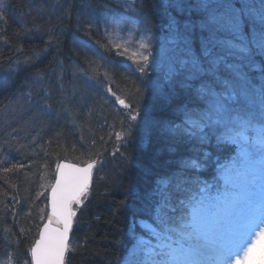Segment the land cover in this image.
<instances>
[{
    "label": "trees",
    "instance_id": "16d2710c",
    "mask_svg": "<svg viewBox=\"0 0 264 264\" xmlns=\"http://www.w3.org/2000/svg\"><path fill=\"white\" fill-rule=\"evenodd\" d=\"M123 1L0 0V264H33L63 160L98 163L66 264H121L159 192L215 195L238 138L255 141L211 99L236 81L264 88V0H126L146 37L176 49L171 77L111 45Z\"/></svg>",
    "mask_w": 264,
    "mask_h": 264
},
{
    "label": "rangeland",
    "instance_id": "374dc122",
    "mask_svg": "<svg viewBox=\"0 0 264 264\" xmlns=\"http://www.w3.org/2000/svg\"><path fill=\"white\" fill-rule=\"evenodd\" d=\"M122 8L121 16L112 20L110 17L105 22L111 45L140 61L152 55V59L164 64L168 77L177 73L176 49L169 51L155 39L146 37L145 30L131 14L133 3L124 0ZM185 75L178 77V81L187 86V76L193 78L195 73L186 71ZM262 86V82L246 85L243 81H236L215 92L211 99L214 107L218 112L226 109L217 114V119H222L228 130L236 113H241L240 121L247 123L238 122L236 126H242L245 132L253 129L256 134L252 135L255 136L254 143L249 135L245 139L238 138L241 156L223 169L224 183L216 188L215 195H200L191 202L175 205L168 201L166 193L159 192L156 220H140L144 232L135 234V243L121 264H264ZM255 120L262 121V124L256 126ZM90 186L80 199L86 196ZM208 190L205 188L203 193ZM75 215L74 211V221ZM49 218L59 224L51 215Z\"/></svg>",
    "mask_w": 264,
    "mask_h": 264
},
{
    "label": "water",
    "instance_id": "95a60500",
    "mask_svg": "<svg viewBox=\"0 0 264 264\" xmlns=\"http://www.w3.org/2000/svg\"><path fill=\"white\" fill-rule=\"evenodd\" d=\"M96 161L77 163L63 160L58 165L56 180L49 193L50 215L32 248L33 264H66L74 227L75 202L91 185Z\"/></svg>",
    "mask_w": 264,
    "mask_h": 264
}]
</instances>
